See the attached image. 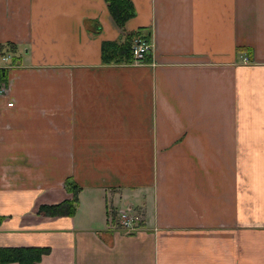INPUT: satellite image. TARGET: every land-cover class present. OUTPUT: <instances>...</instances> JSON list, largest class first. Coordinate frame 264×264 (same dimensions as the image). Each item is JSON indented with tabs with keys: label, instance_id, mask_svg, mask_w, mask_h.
<instances>
[{
	"label": "crops",
	"instance_id": "0c3cea01",
	"mask_svg": "<svg viewBox=\"0 0 264 264\" xmlns=\"http://www.w3.org/2000/svg\"><path fill=\"white\" fill-rule=\"evenodd\" d=\"M132 2L119 27L106 0H0V247L264 264V0ZM123 32L143 63L104 61ZM70 182L75 213H41ZM127 208L134 234L109 225Z\"/></svg>",
	"mask_w": 264,
	"mask_h": 264
},
{
	"label": "trees",
	"instance_id": "16d2710c",
	"mask_svg": "<svg viewBox=\"0 0 264 264\" xmlns=\"http://www.w3.org/2000/svg\"><path fill=\"white\" fill-rule=\"evenodd\" d=\"M109 10L119 27L136 15L132 0H106ZM148 38L139 32H123L122 39L116 42H106L103 45V59L108 63H130L133 59V43L137 38ZM0 78H5V71ZM69 190L73 199L63 204L45 205L41 213H61L67 210L70 215L76 211L78 204V186L70 182ZM44 250L37 247H0V264L18 262L19 264H39Z\"/></svg>",
	"mask_w": 264,
	"mask_h": 264
},
{
	"label": "built area",
	"instance_id": "2783aa9c",
	"mask_svg": "<svg viewBox=\"0 0 264 264\" xmlns=\"http://www.w3.org/2000/svg\"><path fill=\"white\" fill-rule=\"evenodd\" d=\"M151 50V44L145 38H137L133 43V60L135 63H143ZM11 56L5 57V59H10ZM4 86L0 87V93L4 92ZM8 106H13V102H10ZM122 226L127 233L133 234L140 229V219L132 214L131 208L118 211V217L114 219L112 215L109 217V225Z\"/></svg>",
	"mask_w": 264,
	"mask_h": 264
},
{
	"label": "rangeland",
	"instance_id": "374dc122",
	"mask_svg": "<svg viewBox=\"0 0 264 264\" xmlns=\"http://www.w3.org/2000/svg\"><path fill=\"white\" fill-rule=\"evenodd\" d=\"M121 228H123L121 225H120ZM134 234V233H133Z\"/></svg>",
	"mask_w": 264,
	"mask_h": 264
}]
</instances>
